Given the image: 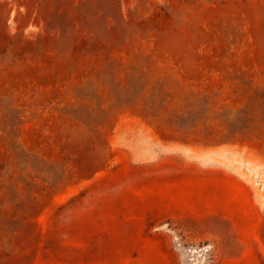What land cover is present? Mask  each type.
Segmentation results:
<instances>
[{"label": "rangeland", "instance_id": "1", "mask_svg": "<svg viewBox=\"0 0 264 264\" xmlns=\"http://www.w3.org/2000/svg\"><path fill=\"white\" fill-rule=\"evenodd\" d=\"M0 264H264V0H0Z\"/></svg>", "mask_w": 264, "mask_h": 264}]
</instances>
